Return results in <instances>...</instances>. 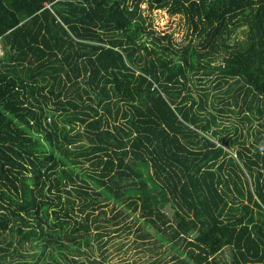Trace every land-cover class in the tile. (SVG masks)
Segmentation results:
<instances>
[{
  "label": "trees",
  "instance_id": "1",
  "mask_svg": "<svg viewBox=\"0 0 264 264\" xmlns=\"http://www.w3.org/2000/svg\"><path fill=\"white\" fill-rule=\"evenodd\" d=\"M115 233V264H264V0H0V264Z\"/></svg>",
  "mask_w": 264,
  "mask_h": 264
},
{
  "label": "rangeland",
  "instance_id": "2",
  "mask_svg": "<svg viewBox=\"0 0 264 264\" xmlns=\"http://www.w3.org/2000/svg\"><path fill=\"white\" fill-rule=\"evenodd\" d=\"M144 7V5L142 6ZM147 13V12H146ZM149 14V19L151 20L153 27L155 31L170 35L172 37V40L175 44H180V46H183V44H186L188 40L187 32L183 23L182 18L179 16H169L163 11H155ZM234 123H237V119L232 118L230 120ZM241 137H244L248 140V136H246L245 131L241 130ZM129 222H132L131 218L129 219ZM134 239V233L131 234H125V233H115L114 239L108 244L107 248L109 251V257H108V263L106 264H115L120 261H129L130 263H140L142 262L141 255L139 252H137L136 249H132L126 254H124L126 250V246L123 247L120 251H116V247L122 242H125L126 244L131 243V241ZM226 255H228V252H225ZM98 259V256H96ZM38 264H54L50 259L46 258L38 262Z\"/></svg>",
  "mask_w": 264,
  "mask_h": 264
}]
</instances>
